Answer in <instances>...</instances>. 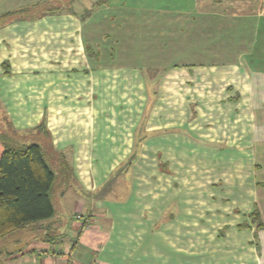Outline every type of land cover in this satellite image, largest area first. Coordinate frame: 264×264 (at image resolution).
<instances>
[{
	"label": "crops",
	"instance_id": "1",
	"mask_svg": "<svg viewBox=\"0 0 264 264\" xmlns=\"http://www.w3.org/2000/svg\"><path fill=\"white\" fill-rule=\"evenodd\" d=\"M96 1L0 26V102L16 128L45 119L67 169L54 207L70 209L19 250L0 243V264H264V176L252 184L264 0Z\"/></svg>",
	"mask_w": 264,
	"mask_h": 264
},
{
	"label": "trees",
	"instance_id": "2",
	"mask_svg": "<svg viewBox=\"0 0 264 264\" xmlns=\"http://www.w3.org/2000/svg\"><path fill=\"white\" fill-rule=\"evenodd\" d=\"M50 2L58 3V6L53 7ZM60 2L37 0L0 12V26L45 13H59L66 9ZM103 3L105 0H98L95 5ZM89 12L86 11L82 18ZM2 65L8 68L9 63L3 61ZM0 145V243L12 236V243L16 245L7 250L13 251L22 248L20 239L23 233L36 235L44 228L42 222L54 215V197L67 182V169L63 154L56 152L51 145L44 118L34 127L19 129L7 116L3 127L0 123ZM256 185L264 187V179L257 181ZM79 216L76 219L82 218L81 214ZM247 216L253 225V237L257 239V230L263 228V222L256 204ZM243 226H249L248 222L239 224V228ZM46 240H50L48 235Z\"/></svg>",
	"mask_w": 264,
	"mask_h": 264
},
{
	"label": "rangeland",
	"instance_id": "3",
	"mask_svg": "<svg viewBox=\"0 0 264 264\" xmlns=\"http://www.w3.org/2000/svg\"><path fill=\"white\" fill-rule=\"evenodd\" d=\"M45 1H49V0H44V2ZM82 1L83 0H71V2L68 3L65 0H61L60 4L62 5V7L64 6V7H69V8H72V9L74 8L75 10H80V8L83 6L81 4ZM88 1L92 2L91 4H94V2H95V0H88ZM88 1L86 0L87 3H88ZM184 2H188V1L184 0ZM50 3H47V4H50V5L53 4V7H57L58 6V3H52V2H50ZM87 3H86V5H87ZM106 3H107L106 4L107 6H111V7H116V6L121 7L120 6L121 4H123V5L124 4H126V5H136V6H138L139 4H146V5L150 4V3H147L144 0H106ZM156 4L159 5L160 3L157 2ZM161 4H164V3L162 2ZM109 10H112V8H109ZM128 12H129V10H128ZM140 15L141 14L136 15L134 13L133 16L125 17V19L128 20V24L133 25L134 27H135V23L138 24V27H139L138 33L141 30H143V28L141 26L144 25V21H141L142 17ZM250 30H251V32H250L249 35L246 33V38L251 40L254 30H253V28L250 29ZM258 36L260 37V35H258ZM243 38L244 37L241 35L239 41H241ZM136 40H135L136 41L135 42V50H137L139 47H142V45L144 44L143 42L141 43V40H142L141 36H139L138 39H137V36H136ZM252 56H254V55L252 54ZM257 56L259 57L258 58L259 59L258 64L260 63V64L264 65V59L261 58V56L259 55V52H257ZM213 57H217V59H218L219 55L217 54V55L213 56V55H205L203 53V60L205 59L207 61H210L209 59H211ZM220 58H223V57H220ZM227 58L228 59L230 58L229 55H225L224 58H223V61L227 60ZM246 61H248V60L245 59L244 62L246 63ZM204 62H206V61H204ZM253 66H256V65H253ZM253 66L251 64L250 67L253 68ZM1 69H2V71H4L5 74H9L10 73L9 66L6 69H5V66H1ZM6 70H8L9 72H5ZM261 82H263V84H264V81H261ZM262 91H263V89H262ZM259 96H260L259 98H255V99H257V100H255V105H257V108H256V112H257L256 113V119H257V123H258V130H257V137H255L256 146H255V149L253 150V156H252V167L254 168V165H255V168H254L255 170L252 169V171H253L252 184L256 180L262 179L263 176H264V91L261 92V94ZM0 106H2L1 102H0ZM4 111L0 107V123H1L2 127H3V125H4V123H5L6 119H7V113L5 112L6 113L5 114ZM257 165H259V167ZM227 169H228L227 172H230L232 170V168H230V167L227 168ZM235 170H237V169H235ZM254 196H256V193L254 194ZM259 196L260 197L258 198V202H259L258 204H259L260 207L259 206L258 207L261 209L262 216L264 217V190H262V193ZM55 203H58L59 205H61V197H60L59 202H55ZM69 211H70L69 207L62 208V206H60L58 208H55V215H57L58 212H59L60 213L59 217L64 219L65 216H68ZM78 214H80V212H78ZM43 252L44 251H41L40 253H43Z\"/></svg>",
	"mask_w": 264,
	"mask_h": 264
},
{
	"label": "built area",
	"instance_id": "4",
	"mask_svg": "<svg viewBox=\"0 0 264 264\" xmlns=\"http://www.w3.org/2000/svg\"><path fill=\"white\" fill-rule=\"evenodd\" d=\"M79 215H80V214H77V215H76V218H80V216H79ZM41 251H43V250H41ZM41 251H40V252H41ZM92 264H94V263H92Z\"/></svg>",
	"mask_w": 264,
	"mask_h": 264
}]
</instances>
